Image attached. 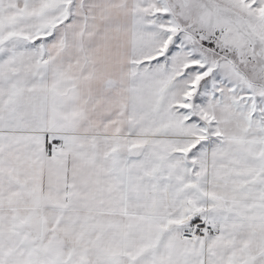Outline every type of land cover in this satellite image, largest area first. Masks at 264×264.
Segmentation results:
<instances>
[{
	"label": "snow or ice",
	"instance_id": "1",
	"mask_svg": "<svg viewBox=\"0 0 264 264\" xmlns=\"http://www.w3.org/2000/svg\"><path fill=\"white\" fill-rule=\"evenodd\" d=\"M0 264H264V0H0Z\"/></svg>",
	"mask_w": 264,
	"mask_h": 264
}]
</instances>
